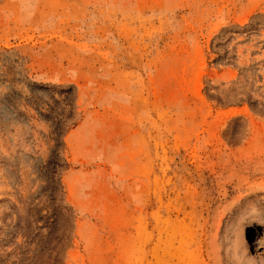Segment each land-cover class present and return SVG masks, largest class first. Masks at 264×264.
<instances>
[{
  "label": "rangeland",
  "instance_id": "obj_1",
  "mask_svg": "<svg viewBox=\"0 0 264 264\" xmlns=\"http://www.w3.org/2000/svg\"><path fill=\"white\" fill-rule=\"evenodd\" d=\"M0 264H264V0H0Z\"/></svg>",
  "mask_w": 264,
  "mask_h": 264
}]
</instances>
